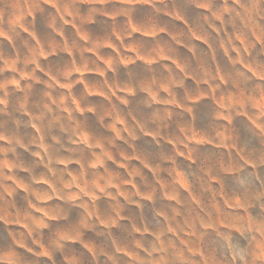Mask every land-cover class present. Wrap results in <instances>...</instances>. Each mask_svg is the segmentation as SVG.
Masks as SVG:
<instances>
[{"label":"clouds","instance_id":"clouds-1","mask_svg":"<svg viewBox=\"0 0 264 264\" xmlns=\"http://www.w3.org/2000/svg\"><path fill=\"white\" fill-rule=\"evenodd\" d=\"M0 264H264V0H0Z\"/></svg>","mask_w":264,"mask_h":264}]
</instances>
